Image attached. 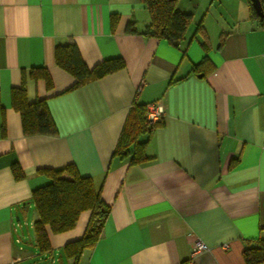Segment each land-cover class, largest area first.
I'll return each instance as SVG.
<instances>
[{
	"label": "crops",
	"instance_id": "obj_1",
	"mask_svg": "<svg viewBox=\"0 0 264 264\" xmlns=\"http://www.w3.org/2000/svg\"><path fill=\"white\" fill-rule=\"evenodd\" d=\"M177 7L192 20L175 45L143 33L141 0H0V264L29 256L20 232L38 218L31 195L50 181L42 170L70 164L110 212L76 263L63 247L82 237L89 211L68 231H48L46 252L33 229L42 254L62 250L68 264H245L243 250L264 239L263 19L251 0ZM69 42L89 69L117 57L124 67L73 87L55 59ZM23 81L54 134L23 132L11 101ZM153 102L164 115L137 136L146 159L114 155L134 107ZM197 242L207 248L192 256Z\"/></svg>",
	"mask_w": 264,
	"mask_h": 264
},
{
	"label": "trees",
	"instance_id": "obj_2",
	"mask_svg": "<svg viewBox=\"0 0 264 264\" xmlns=\"http://www.w3.org/2000/svg\"><path fill=\"white\" fill-rule=\"evenodd\" d=\"M150 13V23L144 30L145 35L166 38L178 45L185 39L186 30L192 20L190 12L177 7V0H141ZM252 12L255 11L252 8ZM198 28H202L201 24ZM56 63L75 77L73 87L97 79L105 74L124 67L122 58H111L98 63L89 69L83 62L75 44L55 47ZM35 69L31 75L35 77ZM46 81L50 82L46 71H40ZM12 106L20 113L22 128L25 134H54L55 127L41 100L29 103L26 97L24 81L11 90ZM146 105L134 107V112L124 126L114 155L124 158L130 155L131 163L146 159L144 145L137 142L140 133H149L158 123L150 124L145 117ZM132 148L130 149V146ZM15 178H22L19 167H13ZM50 181L32 191L31 199L38 214L33 223L36 245L41 252L50 250L48 231L53 234L72 229L83 211H89V219L81 238L64 245V254L76 263L86 248H91L97 242L103 225L109 215L110 206L101 198L100 191L94 186L91 177L81 176L73 164L61 169L42 170ZM245 264H262L264 262V239L243 250Z\"/></svg>",
	"mask_w": 264,
	"mask_h": 264
},
{
	"label": "rangeland",
	"instance_id": "obj_3",
	"mask_svg": "<svg viewBox=\"0 0 264 264\" xmlns=\"http://www.w3.org/2000/svg\"><path fill=\"white\" fill-rule=\"evenodd\" d=\"M29 221H30L29 224L27 223L26 225H24L23 228H21V232H20V234L23 233L24 235L21 245L24 246L29 256L26 257L19 264H68V261L66 257L63 255L62 250L57 253H53L51 255L42 254L37 250L34 244L35 240H34V232L32 229V221L31 219ZM21 237L23 236L21 235Z\"/></svg>",
	"mask_w": 264,
	"mask_h": 264
},
{
	"label": "built area",
	"instance_id": "obj_4",
	"mask_svg": "<svg viewBox=\"0 0 264 264\" xmlns=\"http://www.w3.org/2000/svg\"><path fill=\"white\" fill-rule=\"evenodd\" d=\"M164 115V107L161 102H153L146 105L145 117L148 123L154 124L162 120ZM206 245L197 242L192 249V256L206 249Z\"/></svg>",
	"mask_w": 264,
	"mask_h": 264
},
{
	"label": "water",
	"instance_id": "obj_5",
	"mask_svg": "<svg viewBox=\"0 0 264 264\" xmlns=\"http://www.w3.org/2000/svg\"><path fill=\"white\" fill-rule=\"evenodd\" d=\"M252 6L255 12L258 14L260 18L263 19L264 25V1L263 0H251Z\"/></svg>",
	"mask_w": 264,
	"mask_h": 264
}]
</instances>
